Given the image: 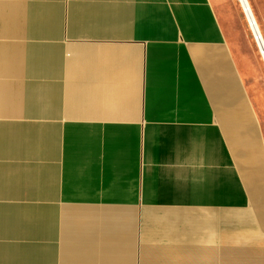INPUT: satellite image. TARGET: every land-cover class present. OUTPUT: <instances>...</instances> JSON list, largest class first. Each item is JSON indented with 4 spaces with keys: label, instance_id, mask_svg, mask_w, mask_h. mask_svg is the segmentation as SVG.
I'll return each mask as SVG.
<instances>
[{
    "label": "crops",
    "instance_id": "crops-1",
    "mask_svg": "<svg viewBox=\"0 0 264 264\" xmlns=\"http://www.w3.org/2000/svg\"><path fill=\"white\" fill-rule=\"evenodd\" d=\"M211 0H0V264H264V89Z\"/></svg>",
    "mask_w": 264,
    "mask_h": 264
},
{
    "label": "rangeland",
    "instance_id": "rangeland-1",
    "mask_svg": "<svg viewBox=\"0 0 264 264\" xmlns=\"http://www.w3.org/2000/svg\"><path fill=\"white\" fill-rule=\"evenodd\" d=\"M217 19L225 33L229 48L249 82L264 89V63L239 0H211ZM264 38V0H249Z\"/></svg>",
    "mask_w": 264,
    "mask_h": 264
},
{
    "label": "bare ground",
    "instance_id": "bare-ground-1",
    "mask_svg": "<svg viewBox=\"0 0 264 264\" xmlns=\"http://www.w3.org/2000/svg\"><path fill=\"white\" fill-rule=\"evenodd\" d=\"M239 2L241 4V7L243 8L245 14L247 15V18H248L249 23H250V29H252L256 35H258V33L260 34L261 39H258V42L262 48L264 46V38L261 34L260 26H259L258 22L256 21L255 14L252 10L253 8H251L249 0H239Z\"/></svg>",
    "mask_w": 264,
    "mask_h": 264
},
{
    "label": "built area",
    "instance_id": "built-area-1",
    "mask_svg": "<svg viewBox=\"0 0 264 264\" xmlns=\"http://www.w3.org/2000/svg\"><path fill=\"white\" fill-rule=\"evenodd\" d=\"M249 26H250V24H249ZM251 31H252V34H253L254 40H255V42H256V44H257L258 50H259V52H260V55H261L262 61H263V63H264V46L261 48V46H260V44H259V42H258V39H261V36H260L259 33H258V35H256L252 29H251Z\"/></svg>",
    "mask_w": 264,
    "mask_h": 264
},
{
    "label": "water",
    "instance_id": "water-1",
    "mask_svg": "<svg viewBox=\"0 0 264 264\" xmlns=\"http://www.w3.org/2000/svg\"><path fill=\"white\" fill-rule=\"evenodd\" d=\"M243 9V8H242ZM243 12H244V10H243ZM244 14H245V12H244ZM245 17H246V20H247V22L249 23V20H248V18H247V15L245 14ZM250 24V23H249Z\"/></svg>",
    "mask_w": 264,
    "mask_h": 264
}]
</instances>
